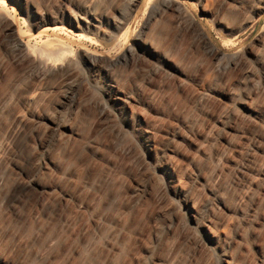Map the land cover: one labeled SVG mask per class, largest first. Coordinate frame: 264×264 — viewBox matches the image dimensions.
<instances>
[{"label": "rangeland", "instance_id": "obj_1", "mask_svg": "<svg viewBox=\"0 0 264 264\" xmlns=\"http://www.w3.org/2000/svg\"><path fill=\"white\" fill-rule=\"evenodd\" d=\"M4 1L0 264H264V0Z\"/></svg>", "mask_w": 264, "mask_h": 264}, {"label": "bare ground", "instance_id": "obj_2", "mask_svg": "<svg viewBox=\"0 0 264 264\" xmlns=\"http://www.w3.org/2000/svg\"><path fill=\"white\" fill-rule=\"evenodd\" d=\"M255 2V1H254ZM0 4L1 5H4L5 4V1L4 0H0ZM254 6L253 3L250 4L249 7H252ZM166 7L169 8V2L166 3ZM4 13V12H3ZM6 13V12H5ZM38 14H36L35 16V24H37L38 26V29L42 28L43 26L47 25V22L46 20H44L43 17L41 16H37ZM8 16V14H7ZM74 22L77 23V26L79 27L80 24H82L83 22V19L81 18H74ZM84 24H86V27L87 28H93L94 30H97L99 29V23L97 22L96 18L95 17H92V19L90 21H84ZM35 25H33V27H37ZM116 29H119V27L116 26ZM50 31H47V30H44L42 32H38L37 34H33L34 37H41L43 33H48ZM25 33V32H24ZM16 35L14 36L15 40L19 41L21 43V46L24 47L25 46V43H23L22 41V34L20 33H15ZM57 42V43H56ZM56 43V44H54ZM51 44V43H50ZM53 45H55L56 47V52L52 55V57H46L43 56L42 59L44 60L46 66H56V65H53V64H57L59 61H61L65 55V53H68V46H66V43L64 44V42H61V41H55L52 43ZM136 46H137V49L139 51H137L138 53L139 52H145V51H150L151 52V49L152 47L149 45L148 43V39L147 38H144V37H139L136 42H135ZM44 46V45H43ZM46 46V45H45ZM54 48V47H53ZM17 50V49H15ZM26 50H29V47L26 45ZM91 53V52H90ZM86 53L84 55L85 57V60L87 61V63L92 66V67H95L97 66L99 63H101L99 60L100 58H103V55L101 54H98V53ZM121 53V52H120ZM215 52L213 50H209V54H214ZM136 54V55H135ZM140 54V53H139ZM62 55V56H61ZM54 56H57V57H60L62 59H57L54 60L53 57ZM116 56V55H115ZM135 56H137V53L132 49H126V51H124L121 55L119 56H116L115 58H107L105 59V63H101L102 64V67H103V70L106 72V73H109L111 71H116L126 65H128L131 61L132 58H134ZM215 56H219V54H215ZM109 57V56H108ZM63 61V60H62ZM62 64V63H61ZM100 66V65H99ZM116 84L115 81L113 80V78H109L107 80V83H106V91L108 93V95L112 97V107L115 108V109H120L122 110V114H123V117L122 119H124V123L126 126H129L132 124V118L133 115H128L129 113L125 112V110L128 108V99L127 97H125L124 95L121 94V92L117 89V87L114 85ZM65 96V95H64ZM130 107V106H129ZM107 108V107H106ZM142 141V140H141ZM167 172V168H164ZM189 209H191V207L188 205ZM211 237V236H210ZM227 260V259H226ZM225 264V263H224ZM229 264V263H227Z\"/></svg>", "mask_w": 264, "mask_h": 264}]
</instances>
